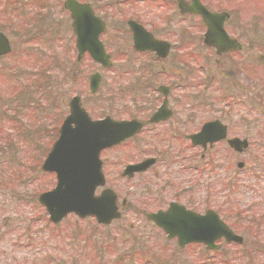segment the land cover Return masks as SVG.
I'll return each mask as SVG.
<instances>
[{"label":"rangeland","instance_id":"374dc122","mask_svg":"<svg viewBox=\"0 0 264 264\" xmlns=\"http://www.w3.org/2000/svg\"><path fill=\"white\" fill-rule=\"evenodd\" d=\"M200 1L211 11L229 14L224 28L229 36L236 38L243 45L236 63L241 68L240 62L244 59L247 77L238 76L232 85H228L229 79H223L220 75L215 76L217 85L221 84L219 77L223 79L224 87L209 95V99L204 97L207 104L201 107L212 109H206L207 116L200 107V100H203V97L200 96L199 87L191 88L189 93L180 97H174L178 100L173 105L177 107L198 105L197 109H191L190 114L193 120L200 121L205 117L212 118L219 114L216 95L224 96L227 91L236 90V84L248 87L254 103L257 104L256 107L249 111V114L243 107L237 113L223 114L222 121L229 125L232 123L237 125L239 128H234L232 133H236L238 137H248L253 144L264 136V0ZM62 2L63 0H0V32L9 39L12 46V52L0 58V264H203L206 261L219 264L225 259H230L236 264L235 257L238 258L237 264H261L264 261V254L256 252L250 257H245L243 253L238 254L234 245L223 244L216 252L206 251L201 246H188L182 251L175 242L166 240L160 232L154 229L142 230L140 222L137 219L133 220L131 212L106 226L98 225L92 218L79 219L74 215H68L56 225L47 220L37 198L42 192L51 190L56 180L53 173L40 171V166L57 137L62 118L68 114L67 102L71 97L77 95L82 98L84 107H88L92 114H96L93 109L136 107V104L142 103L138 102L137 99L140 98L134 91H121L124 89L125 77L119 74L116 67L111 71H105L90 63L79 65L76 62L69 37V20L62 8ZM162 9H156L153 17L159 18L161 24L163 19L171 18L170 26L174 30L178 29L177 25L178 27L188 23L200 25L199 18L194 15L182 19L174 6L167 11ZM112 21L113 24H119L116 19ZM195 29L199 30V36L202 35L201 29ZM199 36L197 37L199 43H195L199 47L197 55L199 58H206L208 62L210 60L212 64L213 58L211 59L207 52L201 49L202 42ZM233 60L235 62V57ZM231 61L230 63L233 62ZM135 64L133 62L126 66L131 69ZM200 64L199 62L192 65ZM94 69L101 72L102 79L98 90L91 95L88 91L87 77ZM198 76L200 77L199 73ZM160 79L162 82V79L166 80V76ZM240 92L242 93L241 90ZM169 100H173L172 95ZM222 103L220 101L219 105ZM225 105L226 103L221 106L223 110L231 111ZM151 139L148 146L158 145L162 148L161 142L156 144L158 139L157 141L155 138ZM141 146L144 148L146 144ZM222 148L219 158L225 164L224 171L220 170L219 174L213 171L211 175L205 171L204 175H200L195 169H191L188 178L191 184L195 183L198 187L200 178L205 179L206 175L211 177L206 188L208 201L214 200L211 209L216 210L220 217L235 229L239 226L232 217V208L221 207L223 209H218L219 211L216 209L220 203V198L214 196L219 187L217 182L222 176L224 177L220 183L232 180V176L225 174L228 169L230 173L233 169L236 170L237 161H243L245 166L253 171L257 166L251 168L254 159L248 155L255 156L256 149L251 145L245 153L237 157L226 145H222ZM126 149L131 147L120 146L107 153L109 162L112 163L113 160L119 162L106 169L105 177L107 185L114 188L120 198L126 195L128 187L134 186L136 190V187L140 189L139 185L142 184L138 182L137 185L136 177L126 182V179L120 176L122 170L120 164L123 160V162L128 160L124 158L129 156ZM259 160L258 168L264 172V156L260 155ZM192 161L199 167L197 159L192 158L190 163ZM162 167L164 171L165 167ZM174 169L170 167L162 178L174 177ZM249 169L243 171L240 184L254 188L260 185L259 191L262 190L264 180L252 179ZM170 174L172 176H169ZM262 174L264 176V173ZM150 178L153 177L148 174L138 180L146 181ZM177 179L173 183L178 182ZM132 199L140 197L133 195ZM251 199L249 195L241 198L244 205L239 207L244 209ZM263 209L264 206L261 208L255 206L251 210L257 215H263ZM227 214H231V217H224ZM249 215L253 213L250 212ZM15 223H18V227ZM242 226L241 231L236 229V232L244 233L249 244L253 239L247 236L248 233L264 231V225L258 228L254 224L243 223ZM146 228H149V224ZM262 241L259 240V244L262 242L264 245V240Z\"/></svg>","mask_w":264,"mask_h":264},{"label":"flooded vegetation","instance_id":"af4514ba","mask_svg":"<svg viewBox=\"0 0 264 264\" xmlns=\"http://www.w3.org/2000/svg\"><path fill=\"white\" fill-rule=\"evenodd\" d=\"M77 1L86 4L88 7L84 10V13L77 17L75 22L76 30L72 26L73 19L70 12L64 8L65 0L62 2V8L67 13L69 20V37L71 46L75 52L76 62L79 65L81 63H90L105 71H111L113 67H116L119 74L125 77L124 89H121V91H134L140 98L137 99L138 102H142L141 104H136V107H104L99 110L93 109L96 114L90 113L91 110L88 107H84L93 120L110 118L115 121L129 122V131L131 134L127 138L115 145L104 147L100 150L99 158L101 160V168L105 177L106 169L119 163L114 160L112 163L109 162L107 153L114 151V149L120 146L131 147V149H126V153L130 157L125 154L127 157L124 159L128 160L125 162L123 160L120 164L122 165L120 176L125 178L126 182L136 177L135 181L137 185L139 184L138 182L142 183L139 185L140 189H137V185L136 190H134V186L128 187L126 195H122L120 198L116 190L107 185V179L105 177V186L98 188L96 193H101L104 188H111L116 193L117 198L115 203L121 212L119 220L131 212L133 214V220L137 219L140 222V228L142 230L150 231L154 229L166 237L163 231L149 218L150 214L160 211L164 212L172 207V204H177L186 210H191L202 215L212 207L211 204L214 202V200L209 202L207 199L208 195H206V188L211 177L209 175L207 177L206 175L205 179L203 177L200 178L199 186L197 187V184H191V180L188 178L190 170L195 169V172H199L200 175H204L205 171H208L210 175L213 171L215 174H219L218 172L220 170H225V164L219 158L220 153L223 151L222 145H226L227 149H230L237 157L245 153L252 145L256 149V155L252 156L249 154L248 157L254 159L251 168L254 166L257 167L251 171L245 166L243 161H237L236 170L233 169L230 173L228 169L227 174L222 172L225 176H232L231 183L230 180L220 183L224 177L222 176L217 182L219 187H217L214 196L217 195L220 198L219 206L216 205L218 209H228L231 206L232 217L239 226V228L236 227L233 231L243 236V243L238 244L239 246L235 250L238 251V254L243 252L254 253L255 247L251 243L245 244L247 243L245 234L236 231L238 229L241 231L243 223L254 224L258 228L264 225V213L263 215H257L255 211L251 210L255 206H259L260 208L264 206V188L259 191L260 185L254 188L247 184H240L242 180L240 176L243 174V171L249 169L250 171L248 172L251 173L250 176L253 177L252 179L264 180L262 174L264 172L258 168L260 164L259 156H264V136L259 138L260 141L252 144L248 137H238L236 133H232L234 128H239L237 125L234 123L229 125L222 121L223 114L231 115V113H237L242 107L249 114V111L256 107L255 105L257 104L254 103L248 87H240L236 84V90L232 89L233 91H227L224 96L222 94L219 96L216 95V107H218L217 112L219 114L212 118L205 117L204 120L201 119L200 121L193 120L190 114L191 109L199 107L198 105L194 107H185L180 103L182 107L173 105L178 100L177 98L174 99V97H180L183 94L189 93L191 88L199 87L200 96L203 97V100H200L201 107V105L207 104V100L204 97L208 98L216 90L224 87L222 82L224 78L226 80L229 79L228 85H232V82L236 81L238 76H242L243 78L247 77V73L245 72L247 67L244 59L240 62L242 64L241 68L236 63L238 59L237 55L242 50L218 55L214 48L207 46L204 42L206 27L203 23H200L198 26L190 23L187 25L183 24L179 27L177 25L178 29L174 30L170 26L171 18L163 19V24H161L159 18L153 17L156 9L163 8L162 10L167 11L171 6H174L178 16L182 17V19H185L187 16H192V14L181 12L179 9L180 2H183L185 5H190V0ZM115 19L117 22L119 21V24H113L112 20ZM195 28L201 29L202 35L199 36L200 32ZM198 36L202 42L200 45L201 49L206 51L211 59L213 58L212 64L210 60L208 62L206 58L198 57L199 47L195 44L199 43L197 40ZM95 55H98V57L100 55H106V62L109 63L108 67L102 68L99 64L100 60L96 59ZM234 57L235 62L233 60ZM133 62L136 64L131 69L126 66V64ZM199 62L201 63L200 65H192ZM239 70L241 71L239 72ZM95 72L100 73V82L102 79L101 72L95 69L88 75L87 85L89 94H91L89 90V76ZM217 75L223 78L221 79L219 77L220 85H217V79L215 77ZM164 76H166V80L162 79L161 82L160 78ZM247 90L248 92L246 93ZM170 95H172V101L169 100ZM80 100L84 106L82 98ZM220 101L223 102L221 105H219ZM212 102H214V99ZM145 103L148 104L145 105ZM224 103H226L225 107L231 111L223 110L221 106ZM68 104L69 101L67 102V106ZM210 105L212 106V103ZM201 109L204 114L206 109L212 110L210 107H201ZM66 116L67 114L62 118L61 123ZM208 122H214L216 125L219 123L220 126L223 125L225 127L226 137L213 141L211 144L206 142L203 146L193 144L191 136L199 132L201 127ZM151 138H155L156 141L158 139L156 144H160L161 142L163 144L162 148L158 145H154L153 147L148 146L147 144H151ZM232 138H239L246 141V146L241 151L231 149L228 146V140ZM130 143L132 145H129ZM141 144H146V146L143 148ZM193 150H197L198 152ZM192 158L193 160L197 159L199 167H197V164L194 165L195 162L193 161L190 163ZM131 166H137V169H130L132 168ZM162 166L165 167L164 171ZM170 167L175 168V176L162 178L163 174L166 175L167 171L170 170ZM148 174L152 175L153 178L146 181L138 180V178H144ZM169 176L172 175L170 174ZM176 179L178 182L173 183ZM133 195H137L140 199H132ZM246 195H249L252 199L249 205L241 209L239 206L244 205L241 203V198H246ZM150 206L154 208H148ZM250 212L253 215H249ZM224 217L226 216L224 215ZM8 220L5 219V221ZM11 223L14 224L13 221ZM148 224L149 228H146ZM15 225L18 227V223H15ZM250 231L247 230V232ZM247 236L252 239H264V231H251ZM168 241L176 243L175 238ZM188 246L178 248L183 251Z\"/></svg>","mask_w":264,"mask_h":264},{"label":"water","instance_id":"95a60500","mask_svg":"<svg viewBox=\"0 0 264 264\" xmlns=\"http://www.w3.org/2000/svg\"><path fill=\"white\" fill-rule=\"evenodd\" d=\"M191 1L189 12L199 14L207 25L205 34L207 44L214 45L219 52L241 47L223 29V23L228 18L227 13L209 12L199 0ZM65 6L73 16L80 7L74 0L66 1ZM9 51V42L0 33V56ZM102 64L107 65L103 61ZM98 79L97 74L91 76L92 91L96 90ZM77 101V98H73L70 102L71 114L62 124L59 138L54 142L41 165L42 170L55 172L57 183L53 190L39 196V202L45 206L50 220L54 222L61 220L68 212H74L80 217L93 215L98 222L108 223L111 219L118 218L119 213L115 206V195L111 190L105 189L99 196H94L96 187L104 184L98 153L102 148L118 143L131 134L130 124L113 122L109 119L92 121ZM71 123H74V127ZM209 128H212L211 123L204 125L201 132L193 136L194 142H199L198 138L206 133L205 129ZM213 128L216 130L215 125ZM217 129L224 127L220 126ZM214 136L210 138L211 142L223 138L225 134ZM239 144L245 143L238 139L229 141V145L235 149ZM131 167L130 169H137V166ZM150 218L168 233V237L176 236L179 246L199 242L206 244L207 248H217L214 241L221 237L226 241L241 239L234 235L212 211H208L203 216L189 211H180L176 214H171L169 211L158 212Z\"/></svg>","mask_w":264,"mask_h":264}]
</instances>
